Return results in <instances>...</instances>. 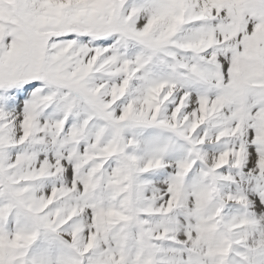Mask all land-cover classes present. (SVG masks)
Instances as JSON below:
<instances>
[{
	"label": "snow or ice",
	"instance_id": "snow-or-ice-1",
	"mask_svg": "<svg viewBox=\"0 0 264 264\" xmlns=\"http://www.w3.org/2000/svg\"><path fill=\"white\" fill-rule=\"evenodd\" d=\"M0 264H264V0H0Z\"/></svg>",
	"mask_w": 264,
	"mask_h": 264
}]
</instances>
